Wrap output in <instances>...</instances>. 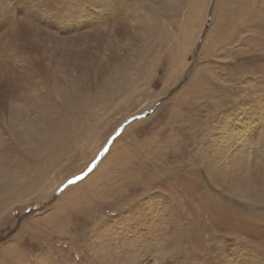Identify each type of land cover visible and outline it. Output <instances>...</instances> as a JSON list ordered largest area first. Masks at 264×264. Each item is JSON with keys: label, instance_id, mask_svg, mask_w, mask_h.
<instances>
[{"label": "rangeland", "instance_id": "rangeland-1", "mask_svg": "<svg viewBox=\"0 0 264 264\" xmlns=\"http://www.w3.org/2000/svg\"><path fill=\"white\" fill-rule=\"evenodd\" d=\"M224 1L0 0V264H264V0Z\"/></svg>", "mask_w": 264, "mask_h": 264}, {"label": "bare ground", "instance_id": "bare-ground-1", "mask_svg": "<svg viewBox=\"0 0 264 264\" xmlns=\"http://www.w3.org/2000/svg\"><path fill=\"white\" fill-rule=\"evenodd\" d=\"M233 2H234V0H225L223 2V7L226 10V14L227 15L222 17L220 21L224 22V25H227L228 23H231V21L236 18L235 14L230 13V15H229V13L227 12V10L229 8H233L232 6H239V4L237 5L235 2L234 3ZM2 82L3 81H1V83ZM257 108H258V106H257ZM250 118H252V117L247 116L245 119H247L248 121L247 122H239L238 123L239 125L237 127H229L230 132H228L227 130L224 131L225 132L224 133L225 141L222 142V145L225 148H234V146H237V147H235V149H237L238 152H239V147L241 146V156L242 157L245 156V155L251 154L254 146L256 145V137L251 132V129L247 128L249 123L252 124L254 122V120L252 121ZM232 134H233V145L229 143L230 140H231V135ZM239 156H240V152H239ZM103 165H104V160H103L102 164L100 165V168L97 169V170H100ZM223 165H224L223 166L224 175H226V177L228 176L229 180L234 185H236V183H235L236 181L238 182L237 184H239V185L248 184L246 182V177L248 175H250V177H251V182H252L251 184H256V182L258 180V177H260V172L259 171H258L259 173H257L256 170L254 171V173H250L249 170L247 169V166H245V164L242 165L241 158H238L237 160L233 161L229 167H227L225 164H223ZM254 165H257L256 161H254ZM93 176H95V175H93ZM235 176L237 177V180H236ZM257 185H259V184H257ZM240 189L242 190L241 187H240ZM244 192L245 191H243V193ZM163 211H165V208H164ZM226 256H227V252L224 253L223 259L225 261H230V259H233L235 257V253L230 254L228 256V258ZM248 259H250V258H248ZM252 263H250V264H252ZM247 264H249V263H247Z\"/></svg>", "mask_w": 264, "mask_h": 264}]
</instances>
